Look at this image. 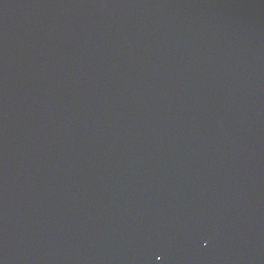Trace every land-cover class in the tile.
<instances>
[{
	"label": "water",
	"instance_id": "water-1",
	"mask_svg": "<svg viewBox=\"0 0 264 264\" xmlns=\"http://www.w3.org/2000/svg\"><path fill=\"white\" fill-rule=\"evenodd\" d=\"M0 264H264V0H0Z\"/></svg>",
	"mask_w": 264,
	"mask_h": 264
}]
</instances>
